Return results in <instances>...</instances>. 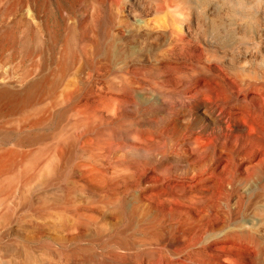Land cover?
<instances>
[{
  "label": "rangeland",
  "instance_id": "374dc122",
  "mask_svg": "<svg viewBox=\"0 0 264 264\" xmlns=\"http://www.w3.org/2000/svg\"><path fill=\"white\" fill-rule=\"evenodd\" d=\"M155 1L0 0V88H31L0 99V264H192L194 249L208 264H253L261 249L264 264V195L255 186L239 187L237 209L217 184L199 209L160 204L163 179L187 166L173 148L215 128L196 105L215 103L226 87L205 82L208 96L166 75L162 87L174 92L158 89L180 6L164 14ZM184 14L202 22L200 7ZM204 28L222 39V28Z\"/></svg>",
  "mask_w": 264,
  "mask_h": 264
},
{
  "label": "bare ground",
  "instance_id": "6f19581e",
  "mask_svg": "<svg viewBox=\"0 0 264 264\" xmlns=\"http://www.w3.org/2000/svg\"><path fill=\"white\" fill-rule=\"evenodd\" d=\"M149 1L153 2L155 0ZM155 3L157 12L163 11L164 14L166 6L170 7L172 5V9H175L173 8L174 4L180 6V8L178 7V15L173 11L177 16L174 17L173 14V18L168 22L171 27L170 41L167 47L163 49L166 55L164 61L166 69L165 71L157 70L155 82L158 89L168 91L167 93L174 92V90L162 87L165 79L163 77L166 75H172L188 86H195V89L208 96H214V93L205 85V82L222 83L226 87V91L224 89L222 92L220 89V93L216 94L215 103L206 101L196 105L197 108L205 107L206 112L214 118L215 128L211 132H207L203 128L196 135L187 136L181 143L177 144L178 146L176 145V149L173 148L172 152L175 155L186 159L187 166L163 179L165 188L161 194L160 204L171 205L175 202L181 206L199 209L201 204L199 202L200 195L217 184L221 187L220 190L224 195V200L225 197L235 195V207L236 209L240 208L243 201V196L239 192L240 186H245L248 193L257 188L264 195V0H224L222 7L219 5V0H156ZM199 7L202 9V22L199 18H188L184 14L185 9L190 12L193 8L196 11L199 10ZM170 12L172 13V11ZM167 13L169 12L167 11ZM164 14L163 16L161 14V16L165 17ZM158 15L160 16V14ZM159 16L155 18L159 19ZM134 17L136 20L147 22L146 19L136 15ZM204 25L209 26L212 31L222 28L220 30L224 33L221 35L223 36L222 39L213 36L217 31L213 34L211 31V33L207 32L208 30L204 28ZM201 26L203 27L202 30H200ZM218 33L217 37H219ZM192 35L195 41L192 39ZM199 47L202 49L199 50ZM100 49H102V46H100ZM214 62L219 65L221 72L213 70ZM230 66L233 67L230 68ZM227 68H230V70ZM30 90L31 88L28 86L22 91L9 93L7 89L0 88V99L18 94L23 96L25 94L22 93H28ZM235 106L238 107L239 111L241 108L243 113L245 112L244 115L249 112L255 117V121L250 120L251 115L247 117L246 114L243 117V114L239 111H226L227 107L234 109ZM228 120L230 123H228ZM228 138L235 140V147L231 145L234 148L231 146L229 148L226 145ZM225 153L227 156L229 155V158L231 157L233 164L228 165L226 163L227 165L224 164L221 167L218 162H222ZM213 160H216L217 163H212ZM171 230L170 228L169 231ZM195 232L197 231L195 230ZM151 238L153 243L159 237ZM163 238L162 236V240H164ZM162 240L159 241L163 242ZM256 246L255 249H257ZM260 251L261 249L253 252V264H261ZM198 255L194 249V254H190L192 264H208V260L205 262ZM52 262L54 263V260ZM177 262L183 264L181 261Z\"/></svg>",
  "mask_w": 264,
  "mask_h": 264
},
{
  "label": "clouds",
  "instance_id": "9594fccd",
  "mask_svg": "<svg viewBox=\"0 0 264 264\" xmlns=\"http://www.w3.org/2000/svg\"><path fill=\"white\" fill-rule=\"evenodd\" d=\"M181 19H183V17H181Z\"/></svg>",
  "mask_w": 264,
  "mask_h": 264
}]
</instances>
